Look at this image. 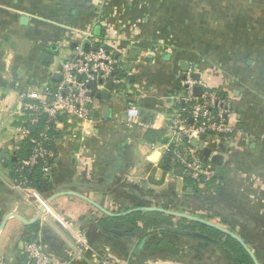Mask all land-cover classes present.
<instances>
[{
  "label": "crops",
  "instance_id": "crops-1",
  "mask_svg": "<svg viewBox=\"0 0 264 264\" xmlns=\"http://www.w3.org/2000/svg\"><path fill=\"white\" fill-rule=\"evenodd\" d=\"M106 39L116 40L113 49L123 55L120 76L130 91L112 94L111 117L99 98L95 123L62 117L52 134L53 178L41 186L45 200L67 194L50 209L73 226L39 221L34 233L37 223L10 218L0 233V264H26V241L40 243L52 264H239L221 246L174 231L101 228L108 215L87 199L114 214L124 206L166 205L208 220L239 235L264 264V0H0V228L8 215L31 222L38 213L25 201L16 167L30 156L29 139L46 118L34 126L36 115L25 110L22 96L43 100L61 80V60ZM188 76L222 92L234 110L232 135L209 133L192 145L197 158L218 170L210 183L175 178L166 143L144 139L147 130L167 131L166 118L156 116L178 107L175 97ZM130 103L142 114L140 130L125 124ZM164 239L177 255L151 250Z\"/></svg>",
  "mask_w": 264,
  "mask_h": 264
},
{
  "label": "built area",
  "instance_id": "built-area-1",
  "mask_svg": "<svg viewBox=\"0 0 264 264\" xmlns=\"http://www.w3.org/2000/svg\"><path fill=\"white\" fill-rule=\"evenodd\" d=\"M84 37L89 40L91 34L85 33ZM89 38V39H88ZM116 40L106 39L98 50L86 51L82 46L78 47L74 56L61 60L58 66V74L61 80L54 89L44 92V99L37 100L36 94L23 95L24 108L34 114L32 124L38 126L45 116L42 131L36 138H30L31 154L28 158L18 160L16 174L19 176V188L24 192L25 201L37 209L44 205L45 199L34 188L27 173L35 167L40 169L41 177L51 182L54 172L56 153L53 150L52 136L62 121L63 116L77 117L84 122L95 123L93 117L96 97L92 95L99 89H104L108 83L114 85L113 95L129 93L126 77L117 75L123 69L120 58L121 54L113 49L117 48ZM111 48V50H109ZM197 87L202 88V93L195 92ZM177 104L181 102L186 107L181 109L172 108L167 114H158L156 119L162 116L166 118L167 156L170 173L179 180L189 179L195 183H210L218 175L216 166L206 163L197 158L193 142L203 139L207 134L227 137L235 132V126L231 120L233 106L222 92L203 86L200 82L188 76L183 84V93L175 97ZM39 101L38 103H36ZM135 111L136 115L131 113ZM125 124L131 130H140L145 127L139 107L130 103L125 107ZM156 126V122L153 124ZM28 133V130H26ZM196 135H193V133ZM54 220L62 227L70 228L72 223L67 222L48 207L41 216L40 221L47 223ZM82 246L86 245L85 238L78 236ZM23 252L26 255V264H52L49 255L38 242L26 241L23 244Z\"/></svg>",
  "mask_w": 264,
  "mask_h": 264
},
{
  "label": "trees",
  "instance_id": "trees-1",
  "mask_svg": "<svg viewBox=\"0 0 264 264\" xmlns=\"http://www.w3.org/2000/svg\"><path fill=\"white\" fill-rule=\"evenodd\" d=\"M118 74H121V72L118 71L117 75ZM178 107L180 108L181 105H178ZM44 118L45 116L43 119ZM60 120L63 121V118L61 117ZM166 134L167 133L165 131L150 129L145 133L144 139L149 143H164L168 140ZM168 158L169 157L167 156V159ZM34 170L27 173L26 176L31 185L41 192L42 183L48 186L50 182L42 179V175L38 167H35ZM138 207L143 206L137 204L133 206H124L123 212H127ZM163 208L168 209L166 205H164ZM99 226L107 229H114L118 226V229L122 231H125L126 229L128 230L129 228L135 233H141L143 230L148 229H160L163 233H173L172 231H174L175 233L185 237L197 238L205 241L206 243L221 246L226 252L233 256L239 264H254L253 260L244 248L230 236H227L224 233L206 225L186 219H179L159 212H134L122 217L105 216L104 219L100 220ZM142 227H144V229H142ZM31 228L34 233H37L39 231V224L37 223ZM151 250L155 252H171L173 255L178 254L175 247L172 246L166 239L162 240L159 244H153L151 246Z\"/></svg>",
  "mask_w": 264,
  "mask_h": 264
},
{
  "label": "water",
  "instance_id": "water-1",
  "mask_svg": "<svg viewBox=\"0 0 264 264\" xmlns=\"http://www.w3.org/2000/svg\"><path fill=\"white\" fill-rule=\"evenodd\" d=\"M89 47H90V45L89 44H86L85 50L86 51H89V49H90ZM98 49H99L98 46H95L93 48V50H98ZM117 58H119V55H117ZM187 67L189 68V66H187ZM187 67L186 68H185V66L183 67V70L185 72H187ZM58 77L61 78L60 75ZM195 78L197 80H200V76L199 75H195ZM106 88H107V92H103V93L93 92L92 95L95 96L96 98H99V99L103 100L104 102H106V106L104 108L103 114H104L105 117H111V115H112V109H111L109 103H110V100H111V97H112L111 91L114 88L113 83L112 82L108 83L107 86H106ZM195 92L197 94H201L202 93V88H196ZM95 115L98 118L100 117V113L99 112H97ZM34 130H35V128H33L32 131H34ZM221 161H222V156H215L213 158V162L215 164H217V165H221ZM65 195H67V194L66 193H64V194H58V195L53 196V197L49 198L48 200H46L45 203H44V205H42L39 208L35 220H33L31 222H27L23 218H21V217H19L17 215H13V214L8 215L5 218V220L3 221L2 225H1L0 233L3 231L6 223L8 222V220L10 218H17L21 222H23L25 225H33L35 223H38L40 221V219H41V216L45 213L46 209L48 207H50L51 204L57 198H59L61 196H65ZM87 201L90 202L91 204H93L98 210H100L104 214H106L108 216H111V217H122V216H126L128 214L134 213V212H159V213H162V214H165V215H169V216H173V217H176V218H179V219H186V220H189V221H192V222H196V223H200V224L206 225V226H208L210 228H213V229H216V230L224 233L225 235L230 236L234 240H236L244 248V250L248 253V255L253 260L254 264H260L259 261H258L257 256L255 255V253L252 251V249L248 246V244L239 235H237L236 233H234L231 230H228V229H226V228H224V227H222V226H220L218 224L212 223V222H210L208 220H205V219H202V218H199L197 216L190 215V214H186V213H182V212H176V211H172V210L165 209V208H161V207H138V208L132 209V210L127 211V212H124V213L114 214L112 212H109L105 208L99 206L98 204H96L92 200H88L87 199Z\"/></svg>",
  "mask_w": 264,
  "mask_h": 264
},
{
  "label": "clouds",
  "instance_id": "clouds-1",
  "mask_svg": "<svg viewBox=\"0 0 264 264\" xmlns=\"http://www.w3.org/2000/svg\"><path fill=\"white\" fill-rule=\"evenodd\" d=\"M131 115L135 116L136 115L135 111H133L131 113ZM157 126H158V124H157ZM85 129H86V131H90L91 130V125H85ZM193 135H196V133L194 132Z\"/></svg>",
  "mask_w": 264,
  "mask_h": 264
},
{
  "label": "rangeland",
  "instance_id": "rangeland-1",
  "mask_svg": "<svg viewBox=\"0 0 264 264\" xmlns=\"http://www.w3.org/2000/svg\"><path fill=\"white\" fill-rule=\"evenodd\" d=\"M138 41H139V39H136L135 42L137 43ZM139 42H140V41H139ZM140 43H141V42H140ZM218 57H223V56H222V55H221V56L219 55Z\"/></svg>",
  "mask_w": 264,
  "mask_h": 264
}]
</instances>
